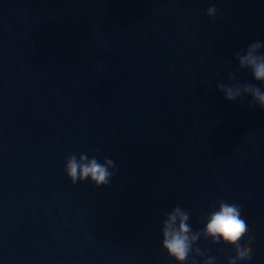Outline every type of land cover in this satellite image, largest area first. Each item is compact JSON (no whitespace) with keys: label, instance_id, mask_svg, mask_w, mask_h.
I'll use <instances>...</instances> for the list:
<instances>
[{"label":"water","instance_id":"95a60500","mask_svg":"<svg viewBox=\"0 0 264 264\" xmlns=\"http://www.w3.org/2000/svg\"><path fill=\"white\" fill-rule=\"evenodd\" d=\"M257 40L264 0H0V264H175L161 214L195 231L216 200L264 264V111L215 88ZM81 152L116 162L108 186L68 181Z\"/></svg>","mask_w":264,"mask_h":264},{"label":"clouds","instance_id":"9594fccd","mask_svg":"<svg viewBox=\"0 0 264 264\" xmlns=\"http://www.w3.org/2000/svg\"><path fill=\"white\" fill-rule=\"evenodd\" d=\"M218 9L212 4L205 10L210 20L217 19ZM264 41H253L237 51L233 56L236 68L227 74V82L215 85L216 91L224 100L239 101L244 104L248 97L247 107H258L264 111ZM247 71L252 82H241L236 73ZM259 85V86H258ZM96 152L99 149L95 150ZM116 162L105 156L101 162L96 155L89 157L81 152L68 154L64 158L63 173L68 181L75 185L88 181L96 188L108 186L117 174ZM209 211L200 219L202 227L192 228L189 223V210L177 205L170 211L161 214L160 247L175 264H216V257L209 256L210 249H202L200 240L212 245L220 244L231 248L232 255L227 264L248 262L253 258L252 242L254 233L250 229V217L242 211V205L227 200H216L209 204ZM153 215H156L155 210Z\"/></svg>","mask_w":264,"mask_h":264}]
</instances>
